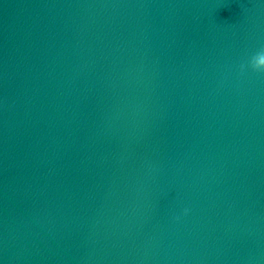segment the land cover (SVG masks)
Instances as JSON below:
<instances>
[{"label":"water","instance_id":"95a60500","mask_svg":"<svg viewBox=\"0 0 264 264\" xmlns=\"http://www.w3.org/2000/svg\"><path fill=\"white\" fill-rule=\"evenodd\" d=\"M264 0H0V264H264Z\"/></svg>","mask_w":264,"mask_h":264},{"label":"clouds","instance_id":"9594fccd","mask_svg":"<svg viewBox=\"0 0 264 264\" xmlns=\"http://www.w3.org/2000/svg\"><path fill=\"white\" fill-rule=\"evenodd\" d=\"M249 65L257 71H264V49L258 50L250 57Z\"/></svg>","mask_w":264,"mask_h":264}]
</instances>
